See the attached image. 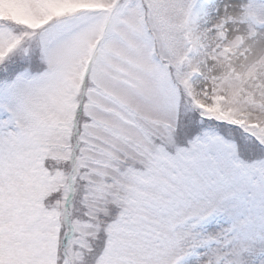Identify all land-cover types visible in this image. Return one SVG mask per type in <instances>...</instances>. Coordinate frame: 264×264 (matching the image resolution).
Listing matches in <instances>:
<instances>
[{"label": "snow or ice", "instance_id": "obj_1", "mask_svg": "<svg viewBox=\"0 0 264 264\" xmlns=\"http://www.w3.org/2000/svg\"><path fill=\"white\" fill-rule=\"evenodd\" d=\"M0 264H264V0H0Z\"/></svg>", "mask_w": 264, "mask_h": 264}]
</instances>
